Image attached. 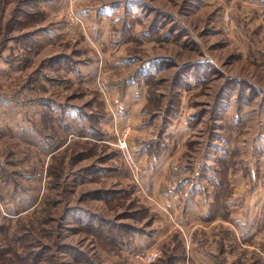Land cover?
Here are the masks:
<instances>
[{"label": "rangeland", "instance_id": "obj_1", "mask_svg": "<svg viewBox=\"0 0 264 264\" xmlns=\"http://www.w3.org/2000/svg\"><path fill=\"white\" fill-rule=\"evenodd\" d=\"M134 1L146 14L144 28H158L145 48L173 59L149 83L145 116L158 123L155 112L166 116L179 105L177 123L186 125L173 153L169 143L150 170L141 168L147 152L133 148V120L119 112L132 125L137 174L115 142L110 76L94 77L98 53L85 37L86 29L101 37L107 24L112 36L124 27L117 14L137 12ZM188 67L202 77L186 79ZM251 93V101L238 102ZM165 159H179L180 169L215 159L212 175L227 209L237 177L248 179L257 199L264 191V0H0V264H145L136 254L153 248L163 252L154 264H203L194 253L214 255L212 264H264V207L253 214L231 203L238 208L233 230H189L198 212L183 213L171 196L167 209L176 201L178 208L168 214L143 190ZM110 224L128 240L130 228L145 233L122 243ZM158 227L169 231L160 243L152 238Z\"/></svg>", "mask_w": 264, "mask_h": 264}, {"label": "crops", "instance_id": "obj_2", "mask_svg": "<svg viewBox=\"0 0 264 264\" xmlns=\"http://www.w3.org/2000/svg\"><path fill=\"white\" fill-rule=\"evenodd\" d=\"M134 3H137V1L131 4ZM134 7L135 8L131 7V9L133 8L135 11V4ZM99 15L104 17L105 13H99ZM117 15L118 17L123 16L124 27L122 25L121 28V23L118 24V28L120 29L113 32L112 36L110 33L111 25L109 24L104 28H100L99 33L102 34L101 37L93 36L92 30L88 31L86 29L85 37L89 42L93 43L98 53V56L95 58L96 62L95 65H93L94 70L92 73H94V77L98 74V71L103 75L107 73V75L110 76L109 93L113 107L107 105V108L109 110L111 108V111L116 110L122 113L124 118H131L133 120L135 127L133 133V148L134 150L137 148L138 150L147 152V157L151 159H143L141 168L147 166L150 167L149 169L151 170V167L159 163L162 157L161 155L163 154L162 150L165 149L169 143L170 147L172 146L171 152L173 153L176 149L175 141L180 139V130L183 129L182 127L186 126L183 125V122L177 123L179 120H176L178 113L173 117L172 122L166 125L164 129H162L164 114L155 112L157 115H162L158 123L149 120L150 118L148 119V115L145 116L151 112L150 100L152 94H154V92L150 91L149 83L159 78V74L166 71L168 66L173 63V59L169 58L167 55H151V52L156 49L155 45L151 50L145 48V44H147L146 41L155 40L156 35L153 34V32L157 31L158 28H148L147 30L144 28L142 22H145L147 18L144 19L146 14L143 13V11L134 13L128 11ZM107 16H111V14ZM126 24L130 25L131 28L125 27ZM113 38L121 40V42L117 41L118 46H114L113 43H111ZM110 40L112 41L110 42ZM128 40L129 42L135 40L134 47L129 44H124ZM84 66L89 67L92 65L88 63ZM81 68H83L82 64H80L79 74L80 72H84ZM142 112L144 114H142ZM107 121L111 122V118H108ZM105 126H107L106 128L110 134H112L110 131V124H106ZM163 143L165 144L162 148L160 146ZM165 160H167V162L162 166L163 170L158 175V178H155L154 181L148 184L146 186L147 188L143 190H148V195H150L152 200L162 208L166 207L168 201H171V196H178L179 201L181 200L179 209L183 207V213L198 212L200 216L194 226L185 224L183 219L180 218V222H182L183 225L185 224V227L187 226L188 229L191 227L194 229L196 226H205L204 229L208 230L209 227H207V225L215 227L216 229L224 225H230L231 229L234 227L236 228L237 223L235 215L238 212V208L237 206L231 207V203L249 205L253 214L255 211H263L264 191L260 192L259 198L257 199L256 192L251 190L250 186H247L246 182L248 179L245 177H237V182L232 183V186L230 184L232 188L228 202L230 208L227 209L226 204L228 200L226 198V201L225 198L222 197L221 190L219 189L222 186L219 182L220 179L212 175L214 166L210 163L215 164V159L210 163H208L206 159H201V163H198L197 166L199 167L196 169H194V165L187 166L186 164H182L183 168L180 169L178 167L179 159ZM145 161H149V164L144 165ZM214 174H217V172ZM174 175H176L178 182L175 180L173 181ZM173 185L177 186L173 188ZM234 185L236 186L234 187ZM162 192L166 193V196L158 201L154 196H162ZM176 203L177 201L172 206V212H176L178 208V203ZM220 203H222L221 206ZM234 223H236V225H234ZM183 225L178 224L177 226L183 228ZM168 234L169 231L158 227L152 238L156 243H160ZM208 255L214 257L212 254ZM208 255L207 253H194L192 257L193 259L201 261H204L201 259L204 258L205 262L203 264H212Z\"/></svg>", "mask_w": 264, "mask_h": 264}, {"label": "built area", "instance_id": "obj_3", "mask_svg": "<svg viewBox=\"0 0 264 264\" xmlns=\"http://www.w3.org/2000/svg\"><path fill=\"white\" fill-rule=\"evenodd\" d=\"M79 22L81 23V21ZM107 87H108V81L105 80L101 81L100 88L103 93L107 89ZM114 115H115L114 134H115L116 145L121 149L132 172L134 174H137V172L139 171V167L137 162L134 160L132 148L130 144V138L133 131L131 122H128L129 119H123L119 112L114 113ZM119 115L121 116V118H119ZM176 186L177 185H173V188H175ZM167 208L168 207H166L165 210L168 214H170L171 213L170 209L172 208L170 209ZM162 254H163L162 250L158 248H153L145 252L136 254V258L145 264H153L162 256Z\"/></svg>", "mask_w": 264, "mask_h": 264}, {"label": "trees", "instance_id": "obj_4", "mask_svg": "<svg viewBox=\"0 0 264 264\" xmlns=\"http://www.w3.org/2000/svg\"><path fill=\"white\" fill-rule=\"evenodd\" d=\"M200 64H202V63H200ZM200 66H202V65H200ZM186 68V67H185ZM191 67H188L187 68V70H185L184 68H183V71L186 73L185 74V78L186 79H188L187 77H189L190 78V80L192 79V78H194V79H199V78H201L202 77V73H200L199 71L198 72H196L195 71V73H193V74H191L190 73V71H191ZM196 69V68H195ZM194 70V69H193ZM205 75H207L208 77H209V74H207V73H205ZM185 82H186V86H187V83H188V81L187 80H185V79H183ZM185 82H183V81H181V85L182 86H184V83ZM188 86H190V83H188ZM253 98H255V93L254 94H252L251 93V95L249 94V95H241L240 97H239V100H238V102L240 103V102H242V101H246V102H249V101H251ZM178 107H179V105H177L176 107H173L167 114H168V116H167V114H166V116L164 115V117H163V123H162V129H164L165 127H166V125H168V124H170L171 122H172V119H173V117L176 115V113L179 111L178 110ZM174 113H175V115H174ZM102 197H104V196H102ZM112 223V222H111ZM112 227H114V228H116L117 229V232L119 233V238L122 240V243H126V244H128V243H130L131 242V239L133 238V236L134 235H136V234H143V233H145V231H144V229H132V228H130L131 229V231H134L133 233H131V238H130V240H128L127 238H126V236H125V234H123V232L118 228V227H116V226H114L113 224H110ZM112 229L113 228H109V230L110 231H112ZM134 234V235H133ZM154 264V263H153Z\"/></svg>", "mask_w": 264, "mask_h": 264}]
</instances>
